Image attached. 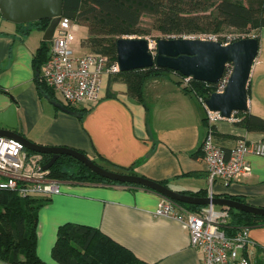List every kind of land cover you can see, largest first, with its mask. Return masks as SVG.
<instances>
[{
    "label": "crops",
    "instance_id": "0c3cea01",
    "mask_svg": "<svg viewBox=\"0 0 264 264\" xmlns=\"http://www.w3.org/2000/svg\"><path fill=\"white\" fill-rule=\"evenodd\" d=\"M23 29L0 15V112L15 100L18 134L44 146H68L91 158L132 166L134 174L164 181L175 191L240 197L264 207L262 156L246 155L249 176L227 184L217 179L210 189L200 152L206 109L184 94L171 74L148 77L140 101L126 94L121 80L110 83L106 71L100 99L77 107L87 109L80 118L54 107L40 93L32 59L44 41L43 31L24 34ZM251 36L258 37V53L249 74L247 111L264 119V27L252 30ZM86 37L87 30L77 42L71 39L75 54L84 53L81 40ZM238 120L233 113L216 122L215 141L223 148L239 137L264 140V132L250 131ZM162 197L140 186L61 181V193L48 196L38 210L36 253L45 264H58L51 248L58 226L70 222L98 228L149 264H202L201 251L189 243L188 229L171 216L155 215ZM249 236L253 243L245 251L251 264H264V226L250 228Z\"/></svg>",
    "mask_w": 264,
    "mask_h": 264
},
{
    "label": "trees",
    "instance_id": "16d2710c",
    "mask_svg": "<svg viewBox=\"0 0 264 264\" xmlns=\"http://www.w3.org/2000/svg\"><path fill=\"white\" fill-rule=\"evenodd\" d=\"M143 15L153 17L156 28L163 34H218L225 27L252 31L264 27V0H63L62 6V17L86 27L87 37L81 40V46L92 50L89 53L105 55L109 67L116 63V39L140 35L139 24ZM48 24L49 19H43L17 25L24 28L23 33L26 34L31 29L44 31ZM254 37L258 40L257 36ZM240 38L242 37L217 40L226 43ZM49 48L50 41H42L33 55L32 65L39 90L49 98L58 100L36 74L48 57ZM228 71L229 68H226L224 75ZM166 74L174 77V84L184 94L194 96L202 105L210 93L218 90L217 83L194 79L184 82L183 76L178 72L155 66L110 71L109 82L121 80L126 85V94L141 101L144 81L150 76ZM63 105L78 111L80 118L87 111L86 107ZM234 115L239 117L238 124L242 127L250 131L264 132L263 118L248 111H238ZM204 121L207 122L206 117ZM212 129L215 137V126ZM50 157L51 155L43 154L44 163ZM91 159L108 170L134 174L132 166H119L101 157ZM48 177L59 181L137 186L103 178L68 155H60L54 161L48 169ZM160 183L166 185L164 181ZM180 192L192 196H206L203 191ZM224 197L245 202L240 197ZM47 201V197H21L17 192L0 189V261L8 264H45L36 253V227L38 210ZM176 204L192 211H199L204 207L181 202ZM221 208L228 211L227 222L223 225L227 235L242 227L250 229L264 226V216ZM243 253L250 261L248 252L244 250ZM51 257L58 264H149L98 228L70 222L58 226Z\"/></svg>",
    "mask_w": 264,
    "mask_h": 264
},
{
    "label": "built area",
    "instance_id": "2783aa9c",
    "mask_svg": "<svg viewBox=\"0 0 264 264\" xmlns=\"http://www.w3.org/2000/svg\"><path fill=\"white\" fill-rule=\"evenodd\" d=\"M75 29L76 23L60 17L50 40L48 57L38 76L59 102L72 107H88L100 99L102 74L118 69L116 63L109 67L108 58L103 54H75L71 46ZM200 38L216 40L211 34ZM228 73L217 83V91L224 88ZM183 78L184 82L190 79ZM205 117L207 129L200 149L201 158L207 165L210 189L217 179L227 184L249 176L251 167L245 157L247 154L264 157V140L248 141L239 137L225 149L215 141L212 129L222 118L208 110ZM44 164L42 153L28 150L17 139L0 136V189L17 192L21 197L60 194L61 181L48 177V169L42 168ZM227 212L222 208L215 211L214 206L192 211L162 197L155 215L171 216L188 229L189 243L201 251L202 264H250L243 253L253 243L249 228L242 227L231 235L225 234L223 225L228 219Z\"/></svg>",
    "mask_w": 264,
    "mask_h": 264
},
{
    "label": "water",
    "instance_id": "95a60500",
    "mask_svg": "<svg viewBox=\"0 0 264 264\" xmlns=\"http://www.w3.org/2000/svg\"><path fill=\"white\" fill-rule=\"evenodd\" d=\"M63 0H0V15L15 24L49 19L42 39L50 41L54 29L62 16ZM116 65L118 71L145 69L151 66L178 72L184 77L218 83L229 68L226 83L221 91H214L204 99L206 110L215 112L222 119H229L233 113L247 111V85L252 64L258 53V40L254 36L242 37L232 42L201 38H160L156 41L155 54L148 40L142 37H119L115 43ZM39 72L37 71L36 74ZM0 92L3 90L0 89ZM42 96L54 107L68 114L79 116L56 99ZM0 136L21 141L25 148L51 155L42 166L47 170L60 155H68L82 162L97 175L111 181L134 184L151 189L163 197L178 203L201 206H219L236 209L253 215L264 216V207L255 206L224 196H192L170 189L168 186L136 174L108 170L95 163L89 156L68 146H44L32 142L18 134L16 121V102L11 98L10 105L0 112Z\"/></svg>",
    "mask_w": 264,
    "mask_h": 264
},
{
    "label": "rangeland",
    "instance_id": "374dc122",
    "mask_svg": "<svg viewBox=\"0 0 264 264\" xmlns=\"http://www.w3.org/2000/svg\"><path fill=\"white\" fill-rule=\"evenodd\" d=\"M78 29H75L72 34L73 40L76 42L80 37H82L86 33L85 26L78 24ZM139 28L141 30L140 35H129V36H123V37H142L148 40L150 50L152 51L153 54H155L156 51V41L157 39L160 38H179V37H185V38H200L204 34H179V33H172V34H163L160 32L154 23V18L149 16V15H143L141 17V21L139 24ZM252 31L251 30H236L230 27H225L221 30L220 33L218 34H211L215 36L216 40L217 39H222V40H228L236 37H245L247 35H251ZM114 37V36H112ZM84 53H89L92 52V50H89L88 48H85L83 50ZM79 53H82V51H79ZM215 211L219 210L218 206H214ZM228 213V212H227Z\"/></svg>",
    "mask_w": 264,
    "mask_h": 264
}]
</instances>
